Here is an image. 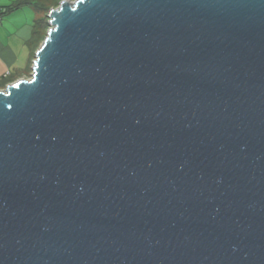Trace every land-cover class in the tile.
Instances as JSON below:
<instances>
[{
	"label": "water",
	"instance_id": "water-1",
	"mask_svg": "<svg viewBox=\"0 0 264 264\" xmlns=\"http://www.w3.org/2000/svg\"><path fill=\"white\" fill-rule=\"evenodd\" d=\"M0 90V264H264V0H62Z\"/></svg>",
	"mask_w": 264,
	"mask_h": 264
},
{
	"label": "crops",
	"instance_id": "crops-1",
	"mask_svg": "<svg viewBox=\"0 0 264 264\" xmlns=\"http://www.w3.org/2000/svg\"><path fill=\"white\" fill-rule=\"evenodd\" d=\"M22 1L27 2L24 3L25 6L8 12L14 4ZM42 1L0 0V84L4 79H13V82H15L20 79H27V76L30 75L33 62V54L30 59V51L28 50L33 32L31 30L30 34V26L33 28L34 22L41 15L38 14V17L30 25V14L24 13V16H22L21 12L29 10V6H32L30 3L36 4L37 2L42 3ZM49 9H53V7ZM16 16L17 18H15ZM4 88L0 87V90Z\"/></svg>",
	"mask_w": 264,
	"mask_h": 264
},
{
	"label": "rangeland",
	"instance_id": "rangeland-1",
	"mask_svg": "<svg viewBox=\"0 0 264 264\" xmlns=\"http://www.w3.org/2000/svg\"><path fill=\"white\" fill-rule=\"evenodd\" d=\"M60 2H57V0H43L42 3L37 2L36 6H34V8H33V6H29V10H25V11L21 12V14H22V16H24V13H29L30 14V25H31L32 22L34 21V19L38 17L37 16L38 13L34 10L35 7H38V8H44L45 7V9H44V11L42 13V14H45V15H41V16L42 17H44V16L46 17L48 12H49V10H51L49 8L50 7H53V9L57 8V6H58V4ZM3 13H5V11H3ZM15 18H17V16ZM31 30H33V28H31V26H30V34H31ZM47 30H48V27L45 30H42L41 33H40V38H41V36L43 37L42 41L44 40V37L46 36ZM42 41L40 40V41H37L36 43H31V41H30V44L29 45L27 44L28 45V50L30 51V59H31V56L33 54V60H34L35 53L38 50L39 46L41 45ZM31 73H32V70H30V75L27 76L28 78H30Z\"/></svg>",
	"mask_w": 264,
	"mask_h": 264
},
{
	"label": "trees",
	"instance_id": "trees-1",
	"mask_svg": "<svg viewBox=\"0 0 264 264\" xmlns=\"http://www.w3.org/2000/svg\"><path fill=\"white\" fill-rule=\"evenodd\" d=\"M60 1H62V0H57V2H60ZM70 1H73V0H70ZM24 3H27V2L26 1L25 2L22 1L20 3L14 4V6L9 8L8 12L15 11V10L19 9L22 6H25L26 4H24ZM30 5H32L33 7L36 6V4H32V3H30ZM44 9H45V7L44 8L35 7L34 10L39 15H45V14H42ZM47 27H48L47 18L45 16L44 17H42V16L39 17L34 22V25H33L32 38L30 39L31 43H36L37 41H40V40L42 41L43 37L41 36V38H40V33H41L42 30H45ZM13 81H14L13 79H4L2 84H0V87L4 88L7 84L12 83Z\"/></svg>",
	"mask_w": 264,
	"mask_h": 264
}]
</instances>
